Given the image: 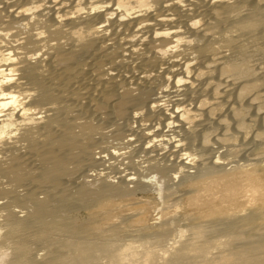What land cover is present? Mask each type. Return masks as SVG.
<instances>
[{
    "label": "bare ground",
    "instance_id": "obj_1",
    "mask_svg": "<svg viewBox=\"0 0 264 264\" xmlns=\"http://www.w3.org/2000/svg\"><path fill=\"white\" fill-rule=\"evenodd\" d=\"M26 1L23 9L10 4L16 7L0 11V264H264L257 159L233 155L225 162L210 142L189 148L191 140L186 148V139L199 138L194 125L219 103L236 110L226 106L233 133L220 131L217 142L233 140L240 129L245 139L243 128L253 122L249 141L264 144V0ZM115 61L142 70L143 81L130 69L121 83L120 72L117 82L104 78ZM78 65L81 75L73 79ZM156 77L167 85L163 92L155 91ZM209 78L219 86L185 91ZM62 99L66 104L57 103ZM240 110L251 112L243 122ZM107 119L115 124L108 134L128 130L127 143L148 139L142 153L149 142L153 150L167 145L165 152L137 160L136 174L85 179L82 170L110 163L111 155L95 157L90 138ZM235 149L226 148L236 155ZM69 164L80 174L67 178ZM180 177L179 184L193 187L188 227L161 211L156 224L138 217L132 236L115 222L94 234L66 210L71 199L83 207L97 202L108 219V208H126L116 197L142 187L168 197Z\"/></svg>",
    "mask_w": 264,
    "mask_h": 264
},
{
    "label": "rangeland",
    "instance_id": "obj_2",
    "mask_svg": "<svg viewBox=\"0 0 264 264\" xmlns=\"http://www.w3.org/2000/svg\"><path fill=\"white\" fill-rule=\"evenodd\" d=\"M26 3H27L26 0H15V1H13V0H0V11H4L5 9H12L16 6L19 7L18 9H23V8L27 7L28 3L27 4ZM10 4H15L16 6H12ZM167 4H169V3H167ZM162 7H166V4H163ZM120 41H122V40L120 39ZM121 48H125V44H122ZM133 56H134V54H131V55L129 54V56L127 55L128 58L127 57H123V58L119 57L118 58L119 60L116 58V61L117 60L122 61L123 59L124 60L128 59L129 61H127L126 63H128V62L130 63L133 58L129 59V57L131 58ZM116 61L114 62L115 64L112 63L113 65H111V66H110V64L107 65V66H110V68L112 67V69L115 68L114 70L110 69V71L107 73L108 75H109V73H110V75L113 73L115 74V71L117 70V73L115 74L117 77V74H119L118 72H120L119 75L124 74V73L126 74V72H127V74H129L130 70H131L132 73H133V71L134 72L136 71L135 73L137 74L136 75L137 77L133 76V80L139 81V82L143 81V78H140L142 76V72H141L142 70L139 69V72H138V69L132 70V69H130L124 65V63H125L124 61L122 62L123 65H121V62H119L120 64H118ZM79 65L75 66L76 70H75V74H74L75 76L73 77V79H76L77 77H79V74L81 73V71L79 70ZM126 69H127V71H126ZM128 69H130V70H128ZM123 70H124V72H122ZM128 71H129V73H128ZM143 71H144V69H143ZM107 74L104 75V78H106V77L110 78L111 79L110 81L115 80V82H117L116 80L119 79V75L116 78L114 75H111V76L109 75V77H108ZM125 77H126V75L120 76V79H119L120 83H121V80H124L121 78H125ZM154 79L156 80V84H160L158 87H156L157 88V89H155L156 92H163V91H161V90H163V88L167 89L166 88L167 85L165 84L164 80H162L159 77L158 78L156 77ZM125 80H127V79L125 78ZM209 80L210 81L212 80L211 83H210V81H209V84H208V82H206V83L202 84L203 86L197 85V86L193 87L192 85H189V87H187L188 85H186L184 87L185 91L187 93H189V91H190V93H195L200 89L198 92L201 94L202 92L207 91L208 87H210L209 86L210 84H212V83L215 84V82L217 81L213 78L212 79L209 78ZM161 81L164 83V85ZM216 83H217L216 85L219 86L218 82H216ZM144 84L147 85L149 83L144 81ZM205 84H206V86H205ZM201 87L206 88V89L203 90V88H201ZM186 89H188V90H186ZM175 95H177V93H175ZM175 95H172V96H175ZM172 99L175 102H177V101H179V99H182V98L179 96V97H173ZM226 102H227V100H226ZM57 103H61V105L66 104L65 100H63V99L61 101H58ZM183 103H185V102H183ZM190 103L192 104L193 102L191 101ZM219 104L216 105L217 107L214 108L208 114V116L206 118H202L200 123H196L194 125L193 130H194V132H199L198 133L199 138L196 136L197 138L194 139L195 136L193 135L194 136L193 138L189 137V139H186V141H187L186 142V148H188V146L190 145L191 140H192L191 143H193V144H191L189 146V148H192V145L195 146L196 144H198V142L200 144H203L205 142H207V143L210 142V143H212V145L215 146V150H217L216 151L217 154H218V151L222 152V153L220 152L219 154H222V156L225 159L224 160L225 162H228L233 155H234V157L231 159H235L237 156H238L237 158H244V159H247L249 161H251L252 158H253V160L257 159V161H256V164L258 166L257 168L260 167L259 173L264 178V152H263L264 144L259 142V143H255L256 144L255 145L253 142L249 141V138L252 135V129H253V127H255V126H252L253 122L252 123L249 122L250 123L248 125L249 128H245V130L243 128V131L245 132L244 135L246 136L245 139H243L244 136H241V134H240L241 129L238 130V132H235V134H237V135H235V137H237L236 139H235V137H232V138H234L233 139L234 142L232 139L226 140L224 138V139H221V141L218 140V142L214 139V137L219 135L218 133L220 131H221L220 133L225 131V134H228V135L233 133L230 131V127H229L230 123H231L229 116L230 117H232V116L230 115V113L227 115L226 110H225V109H227L228 105H224L222 103H219ZM228 108H231V107H228ZM231 109H233V108H231ZM233 110H236V109H233ZM103 111H104V109H103ZM240 111H239V113L241 114V116L239 117L240 114H238V118L239 119L242 118V119H240L241 121L244 120V117L249 118L247 116H248V114L251 113L250 111L244 110L245 113L242 110H240ZM259 111L264 112V108H261ZM102 112H98L101 117L104 116ZM247 112H249V113L247 114ZM87 113H89L90 116H93V118H94V116L96 117V114H97L96 112H91L92 114L90 112H87ZM90 116H87V117H89L88 119H91ZM76 118L79 119V120L77 119L79 122H81V120L83 121V119L81 118V115L76 116ZM204 120L206 121L207 124H205ZM216 120H217V122H216ZM146 122H147L146 124L149 125L148 124L149 122L148 121H146ZM218 122L221 123V125H219ZM223 122H224V124H223ZM226 122H227V125H226ZM100 123L98 124L99 128L92 130V133L90 135L91 141L93 140V142H94L93 143V152L95 155V149L101 148L100 145H102V146H104V148H106L105 150H102V151L108 152V155H109V151H110V154L112 157L109 159L110 163H108V164L111 167L109 166L108 168H111V170H113V171L116 170V171H120L122 173L128 171V172H132V173L136 174V172H138V169L135 165V162L137 160H139V161L140 160H148V159L152 160L153 158L158 156L156 154H160V153L165 152V148L167 147V145L164 147L161 146L162 149L159 148L157 150H153V143L149 142L146 151L142 153L140 148L145 143V141H147L148 139H141V140L139 139V140H135V143H127L126 141L130 139V138L125 137V135L128 133V130H126L124 132H120V133H118V135L112 136L111 134H108L107 132L110 129H113L115 127V124L113 125V122H111V120H109V119H107L103 122H100ZM133 125L134 124H132L131 128H132V130H135L133 128L134 127ZM211 125H212V127H211ZM221 126H222V128H221ZM142 128H145L144 131L148 132V134H153V129L145 127V124L142 125ZM250 133H251V135H250ZM160 134L162 135V133H160ZM238 134H240V135H238ZM153 137H155V136H153ZM238 138H240V139L242 138V140L240 141ZM173 139H177V138H173ZM193 139L196 140L195 142H197V143L194 144ZM235 141H237V142L235 143ZM244 143H246V144H244ZM250 143H252V144H250ZM155 144L157 145V143H155ZM155 144H154V146H156ZM235 145H238V151L235 149V151H237V154L235 155L236 152L234 154L228 153L229 151H227L226 148L228 149L231 146H235ZM240 146H242V147H240ZM156 147H159V146L157 145ZM224 153H226V154H224ZM228 154H230V155H228ZM227 157L229 160L226 159ZM259 158H260L261 162L257 163ZM35 160H37V159H35ZM40 162H41L40 160L35 161V164H39ZM146 163H148V162L146 161L145 164ZM106 165H107V163H106ZM30 167H31V163H29L27 166H25L24 167L25 169L23 171H26ZM69 168H70V172H69L67 178H70L71 176L74 177V176H77L80 174L78 172L79 171L78 168L74 164H69ZM151 170L152 169L146 170L144 172V174H147V175L153 174L151 172ZM81 172H82V175L85 177V179H87L89 181L93 180L94 177L92 175H88L87 172H85L83 170ZM74 174H76V175H74ZM104 174L106 176L108 175L106 173H104ZM112 175H115V174L113 173ZM3 179L8 180L9 178L3 177ZM181 180H182L181 177L175 180L174 184L169 188L170 195L168 197L164 196V198H160L158 196V194L156 193V191H154L153 188H151V187H148V188L142 187V188L136 189L134 191L135 193L133 192L134 195L131 193L129 196H118V197H116L114 199L115 204L121 203L123 206H126V208L125 209H121V207L120 208H116V207L108 208L111 211H113L112 215L107 216L108 219H105V214L104 215L101 214V213H103V211H101L100 207H98L99 204L97 202H93L94 204L91 203L90 204L91 206L89 205V207L91 208V210H90L89 207H83L81 204V201L71 199L65 203L66 204V210L69 213V215L71 216L72 220H75L78 223H82L83 225H85V228L89 227L90 228L89 231L93 232L94 234H99V230H98L99 225L103 226L105 224L107 225L108 223L115 222V223L120 225L117 230L121 234L132 236L135 234L134 228L141 226V223L136 220L138 217H143L144 220L147 221V223L149 225L150 224H156V222L158 221L157 217L160 216L161 211L162 212L169 211L177 219H179L181 224L188 227L194 222V220H192L190 217L187 216V214H190L193 210L192 209L193 205L191 204V201H190L191 191L193 190V187H191L189 184H186V183L179 184L180 183L179 181H181ZM92 213H96V215H93ZM193 226H195V224H193Z\"/></svg>",
    "mask_w": 264,
    "mask_h": 264
},
{
    "label": "built area",
    "instance_id": "obj_3",
    "mask_svg": "<svg viewBox=\"0 0 264 264\" xmlns=\"http://www.w3.org/2000/svg\"><path fill=\"white\" fill-rule=\"evenodd\" d=\"M101 146V148H96L95 149V157L96 158H100L99 156H101V157H106L105 156V154H107L108 155V152H104V151H102V150H105L106 148H104V146H102V145H100ZM109 155H111L110 154V151H109ZM106 160L107 159H109V158H105ZM102 162V161H101ZM106 163H107V165H106ZM110 165L108 164V162L107 161H105V163H103L102 162V165H97L96 167H94V169H91V170H88V174H95V173H99V174H101V173H106V174H108V175H112L113 173L115 174L116 173V170L115 171H113V170H111V168H108ZM103 167H104V169H103ZM111 167V166H110ZM109 169V170H108ZM121 169V168H120ZM118 170V169H117Z\"/></svg>",
    "mask_w": 264,
    "mask_h": 264
}]
</instances>
